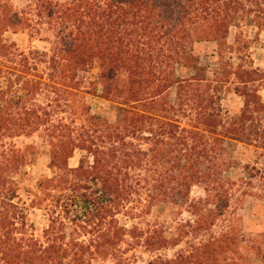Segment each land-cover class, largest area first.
Masks as SVG:
<instances>
[{
  "label": "trees",
  "instance_id": "trees-1",
  "mask_svg": "<svg viewBox=\"0 0 264 264\" xmlns=\"http://www.w3.org/2000/svg\"><path fill=\"white\" fill-rule=\"evenodd\" d=\"M6 1L0 0V65L15 64L25 69L29 67L27 57L3 36L8 32L18 34L28 21ZM238 1L37 0L36 16L56 32L53 63L61 79L80 87L83 82L77 73L92 70L94 82L103 87L106 98L129 107L118 109L114 123L92 116L80 127H71L66 122L53 121L40 106H27L29 97L39 90L33 80L19 76L17 80L5 79V87L0 88V141L4 137L31 135L45 127L50 176H40L34 185L21 187L22 181L17 178L28 165V154L0 144L1 262L91 264L95 260H116L124 243L132 246L141 239L146 247L162 248L179 238L171 241L161 230L144 229L140 223L128 229L115 218L127 214L142 220L144 211L153 204H184L190 187L200 180L215 183V175L210 173L213 169L202 172L198 161L201 165L207 156L212 159V167L219 166V139L215 137L209 143L204 135L181 127L177 120L172 122L170 116L179 114V100L192 102L194 119L207 132L245 143L260 138L264 144V125L261 127L256 118L253 123L250 117L264 114L261 98L254 91L248 92L247 87H239L243 109L236 118L224 121L218 88L202 75L205 69L198 67V59L186 51L192 37L197 42H216L223 47L229 28L243 24L247 14L252 13L253 25L264 31V0H254L256 10L248 9L249 12ZM174 65L193 70V75L177 77ZM242 68L239 66L234 73L240 84H249L250 76L260 74L258 70ZM173 86L177 87V105L161 109L167 117L159 122L157 130L148 131L149 137H144L156 120L132 111L131 106L158 108L157 103ZM217 129L222 131L218 133ZM141 142L148 146L145 150ZM76 151L83 155L76 166L70 167L68 162ZM144 160L148 166L143 169L145 176L131 174L142 167ZM135 186L146 192L148 203L142 205L137 200L145 209L137 214L132 209L124 210L128 196H140ZM23 196L30 207L43 210L48 217L49 224L41 238L35 237L31 225H27ZM214 198L221 199L223 195ZM204 205L199 202L190 206L199 218L198 225L206 223L202 216L207 212L211 226L223 211L220 206L208 209V200ZM82 236L89 238L80 239ZM234 236L227 231L194 247L188 255H178L172 261L159 257L149 264H217L218 256L235 247ZM258 256L264 264V256Z\"/></svg>",
  "mask_w": 264,
  "mask_h": 264
},
{
  "label": "rangeland",
  "instance_id": "rangeland-1",
  "mask_svg": "<svg viewBox=\"0 0 264 264\" xmlns=\"http://www.w3.org/2000/svg\"><path fill=\"white\" fill-rule=\"evenodd\" d=\"M65 1V0H60ZM11 8L24 20H27L25 27L18 29L19 33H5L3 40L7 43H15L18 52L24 53L28 59V68L15 67V64L0 65V88L5 87V79L12 78L17 80L24 77L37 83L39 90L35 95L29 97L27 106H40L48 111L53 121H63L71 127H80L83 121L89 117H98L109 123H114L118 109L129 106L119 104V100L111 101L106 98L103 87L94 82V73L78 72L77 77L82 79L80 87L64 82L57 67L53 63V49L55 44V30L49 24L38 18L37 0H7ZM245 11L255 9L254 0H239ZM245 14V13H244ZM253 14H247L244 23H237L229 28L225 45L220 47L216 42H197L196 37L186 44V51L195 59H198V67L205 69L202 75L212 81V86L216 85L221 96L219 102L222 109V119L236 118L243 109L244 98L238 94L239 87H247L248 92L254 91L264 103V31H259L252 23ZM22 31L24 34L20 33ZM243 70H258L260 74L250 76L251 83L240 84L235 70L238 67ZM176 76L186 78L193 75V70L174 65ZM97 68V67H96ZM92 71V72H91ZM19 76V77H18ZM201 76V78L203 77ZM216 83V84H215ZM122 84H119V88ZM177 87L173 86L156 105L148 106L134 105L132 111L144 114L151 118L154 126L148 127L144 137H149L148 131L157 130L159 122L164 121L168 105H177ZM181 102L179 100V114L170 116L172 122L179 121L178 125L204 135V140L213 143V138H218L220 149L218 151V167H212V159H200L198 166L202 172L211 168L215 176V183L199 181L190 187L187 201L182 205H175L172 202H160L152 205L150 209L144 211L137 203L142 201V205H148L146 192L139 186L140 196H128V201L124 202V210L132 209L135 214L143 210L146 214L143 219H131L127 214L117 215L121 226L130 228L135 223H140L144 229L147 227L161 230L167 238L176 241L162 248H149L139 243L134 245L123 244L117 259L95 260L91 264H149L157 258L172 261L178 255H188L194 247L200 244H207L212 238H218L223 233L230 231L235 236L236 245L232 250L221 254L217 258V264H262L259 253L264 256V144L262 139L252 138L250 143L231 140L220 137L206 131L204 126L197 125L194 117V110H190L192 102ZM21 106V105H20ZM22 107V106H21ZM250 117L260 126L264 125V114H251ZM256 118V120H255ZM257 121V123H258ZM250 124L249 121L246 122ZM218 133L222 130L217 129ZM216 133V132H215ZM3 143L8 149H15L28 154V165L22 168L18 181H22L21 187L34 185L36 180L43 175L50 176L47 168L49 164V137L45 127L31 135L4 137ZM142 143V142H141ZM142 149L148 146L142 143ZM209 145L207 146V148ZM171 149L172 146H167ZM82 152L76 151L68 165L74 167L78 164ZM211 156V153H209ZM146 161L142 163L140 169H136L131 174L145 176L144 168H147ZM219 172V175L217 173ZM25 173V174H24ZM222 173V175H220ZM20 177L22 180H20ZM223 187V188H222ZM221 194L223 198L215 199L214 196ZM209 195V196H208ZM212 196V197H211ZM214 198V200L212 199ZM228 199V201H226ZM208 200V209L219 207L223 211L222 215L216 217L213 225L208 226L210 218L208 213L203 214L202 219L206 223L198 225L197 215H194L190 205L206 207L204 203ZM22 201L26 203V221L31 225L32 233L37 238H41L44 229L49 224L48 217L43 210L29 206V200L23 196ZM135 217V216H133ZM207 225V226H206ZM179 229V230H178ZM88 237H80L86 240ZM129 241V239H127ZM0 264H4L0 261Z\"/></svg>",
  "mask_w": 264,
  "mask_h": 264
}]
</instances>
